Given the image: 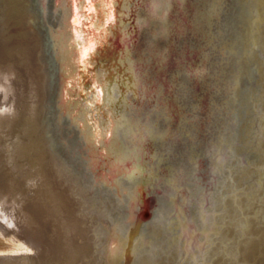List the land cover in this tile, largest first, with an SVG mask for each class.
Listing matches in <instances>:
<instances>
[{"label": "bare ground", "instance_id": "6f19581e", "mask_svg": "<svg viewBox=\"0 0 264 264\" xmlns=\"http://www.w3.org/2000/svg\"><path fill=\"white\" fill-rule=\"evenodd\" d=\"M224 1L96 0L89 3L90 7L88 3L85 5L87 11L95 12L92 24L90 19L86 22L81 20L76 0L53 1L59 23L65 28L58 27L56 30L58 34L66 33V49L72 67L71 71L67 70L70 71L67 86L71 84L83 112L85 115L89 113L92 142L97 144V152H101V179L98 181L96 178L95 181L101 182L107 193L117 194L116 207L125 209L123 219L132 223L131 229H128L132 239L139 233L137 231L134 235L131 231L135 224L141 226L139 231L147 222L156 224L157 229H167L175 238L173 244H177L174 248L179 258L177 263L191 260L195 264H209L210 260L218 258L227 261L224 258L227 250L233 252L240 245L236 236L233 240L221 237L222 241L216 243L222 229L216 215L227 207L228 191L232 190L225 188L227 179L233 178V173L238 171L237 164L249 162L242 156L245 151L237 152L238 147L235 146L239 142L236 137L239 129L237 122L241 120L237 115L241 99L236 91L239 87L245 91L249 89L245 80V60H253L251 50L254 49L256 25L254 21L252 26L248 25L250 11L245 12L243 36L234 33V37L222 42L224 45L216 67L212 63L206 66L205 60L209 58L206 48L197 49V43L189 40L202 35L201 42L207 44L214 41L211 23L213 18H218ZM46 5L51 6L52 0H47ZM113 6L115 10H112ZM247 9L248 5L245 11ZM108 14H114L115 21L107 26ZM84 22L85 26L90 23L91 32L90 36L83 37L82 53L93 50L86 62L92 65V79L87 82L84 75L86 69L81 71L78 62V48L82 40L74 33L75 26ZM95 32L97 34L93 35ZM182 35H187L189 39L179 46ZM219 35L221 32L217 31L216 36ZM98 36L104 39L96 46L94 39ZM115 42L119 43L118 48ZM185 53L188 55L183 60ZM226 53L234 59L223 73L221 65L225 62ZM67 64L69 66L68 60ZM199 65L211 70L209 73L215 93L219 94L215 89L223 91V99L216 101L214 97L213 106L204 114L197 108L198 105L185 109L178 97L176 73L181 69L190 76L198 75L199 86L207 83L206 73L199 72ZM60 90L62 95L67 92L66 87ZM193 109L194 112L190 113ZM196 109L200 111L199 134L197 139L190 136L189 140L182 133L187 131V118L190 124L196 123ZM183 139H187L188 143L181 150L179 147L174 149L175 144ZM235 157L236 160H233ZM242 169H245V175L250 173L251 177L244 175L242 179L238 178L240 184L244 181L249 183L248 186L254 184L248 181L255 180L259 170H250L249 165ZM199 172L204 174L205 185L196 178ZM253 193L243 192L241 195L250 200ZM229 208V216L233 218L240 213H235L237 208L233 204ZM258 211L255 209L253 213ZM248 220L249 215H246L238 218L236 223L244 230ZM161 225L166 226L162 228ZM252 225H255L254 219ZM230 231L236 232L234 228ZM0 234L11 238L13 247L8 250L10 252L27 256L34 249L22 238L4 231ZM4 258H11V254L0 252V260Z\"/></svg>", "mask_w": 264, "mask_h": 264}, {"label": "rangeland", "instance_id": "374dc122", "mask_svg": "<svg viewBox=\"0 0 264 264\" xmlns=\"http://www.w3.org/2000/svg\"><path fill=\"white\" fill-rule=\"evenodd\" d=\"M12 1L0 0V68L14 69L10 79L0 77V231L22 238L34 249L27 256L10 252L11 238L0 234V252L11 254L0 264H195L191 260L177 263V244L163 228L166 225L157 229L147 222L139 231L141 226L135 224L131 231L139 233L134 239L129 236L132 223L124 221L125 209L116 207L117 194L107 193L98 183L101 152L92 142L90 115L83 112L71 84L67 86L72 67L66 33L56 30L64 26L59 23L54 0L49 7L47 0ZM228 5L226 24L217 26L221 40L234 33L243 36L245 12L250 11L248 25L252 21L256 25L253 60H245L249 89L236 91L241 99L237 109L241 120L235 146L237 152L248 149L249 162L237 164L238 171L227 179L225 188L232 189L229 199L235 201L227 199V207L216 215L222 223L216 243L221 237L233 240L236 236L240 245L233 252L227 250V261L218 258L209 264H264V0H232ZM62 87L67 89L63 95ZM217 91L214 97L223 93ZM52 103L57 105L55 110ZM52 121L57 126L65 122L67 130L72 127L78 145L54 140ZM245 165L259 170L255 180L249 179L254 183L250 186L238 181L245 175ZM253 191L250 200L241 195ZM232 204L235 213L240 212L235 218L229 216ZM246 215L248 225L242 230L236 222ZM233 228L235 233L230 231Z\"/></svg>", "mask_w": 264, "mask_h": 264}, {"label": "water", "instance_id": "95a60500", "mask_svg": "<svg viewBox=\"0 0 264 264\" xmlns=\"http://www.w3.org/2000/svg\"><path fill=\"white\" fill-rule=\"evenodd\" d=\"M95 1L96 0H76V4L78 5L79 11L81 13V20H84L86 22V21H89V19H90L91 24L94 22V18L93 17L95 15V12L93 10L87 11L86 9H88V8H86L85 5L88 3V6H89L90 2L94 3ZM112 1H115V0H112ZM231 1L232 0H225L224 3H223V6H222V8H221V10L219 12L218 18H216L215 20L213 18V20H212V23H211V29H212V33H213L212 40H214V41L205 44V42H201L202 39H203V38H201V37H203L202 35H199L197 39H195V38L194 39H189L187 35L186 36L182 35L181 39L179 38V41H180L179 42V46L181 44H184V42H187V40L189 39V40L195 41V44L197 43L196 44L197 49H199L198 47H203V48L205 47L206 48V53H208V55H209V58H207V60H205L206 61L205 62L206 66L209 65V63H212V65L214 64V67H216V64L218 65V63H217V61L219 59L218 56L220 55V51L222 49V45L220 46V44H221V42H223V40H221V35H219V37L216 36V32L219 31L217 26L218 25H221V26L225 25L224 21L228 17V11H229L227 6H229L228 4ZM115 9H116L115 6H113L112 10H115ZM113 15L114 14H110V15L108 14V18H107V21L105 23L107 26L109 24L113 23V21H115V15L114 16ZM85 22L84 23H80L77 26H75L76 29H74V33L76 34V37L79 40H82V44H80V46L78 48V62H79V67H80L81 71L86 69L85 70L86 72H85L84 75H85L86 82H87V81H90L92 79V76H91V73H90V70L92 69V65L89 64V63H86V62H87V59L90 58L93 50L90 49V50L86 51V53H84V54L82 53V50H83L82 48L84 46V43H83L84 42V38L83 37L88 36V35L90 36V32H91L90 31L91 30L90 23H88L87 26H85ZM84 28H86V30L89 33ZM76 30L77 31L79 30V31L76 32ZM95 34H97V32H95L93 35H95ZM103 39H104V37L98 36L96 39H94L95 40L94 45L95 44H96V46L100 45L102 43ZM107 40L111 41V38H108ZM214 42H215V44H214ZM115 45H116L117 48L119 47V43L115 42ZM171 50L172 49H170L169 52ZM214 53H216V54H214ZM187 55H188L187 53H185V55H183V60H184V58H187ZM193 55H195V53ZM233 57L234 56H232L231 54H229V55L227 54L224 64L222 63V65H221L223 73H224L225 69H227V66H228V69H229V65H231V62L234 59ZM198 67L201 68V69H199V72H201L203 74L206 73L205 75H206V82L207 83L206 84H202V85L199 86L200 83H198V81H197V76L198 75L190 76L185 70L181 69L178 73H176V76L178 77V83H179L178 84L179 85L178 86V97H180L179 101H181V104L183 105V107L185 109L186 108L188 109L189 107H192V105L193 106L198 105L197 108L199 110H202L203 114H204L205 110H208L209 107L211 109V107L213 106L212 102L214 103V84H212V80L213 79L210 78V74L211 73H209V72L211 70L207 69L208 67L207 68H205V67L203 68L202 65H199ZM219 80H220V77H219ZM215 99H216V101H218L219 99L221 101L223 99V93H221L218 96H215ZM52 101H53V99H52ZM98 102H99V100L96 97V103H98ZM52 106H53L54 110L57 108V105L54 104V103H52ZM198 109H196V111H195L196 123L194 121V122H192L190 124L191 121L187 118V121H186V123H187L186 124L187 125L186 126L187 127L186 130L187 131L186 132L182 131L183 132L182 134L185 136V138L189 139V138H191L190 136H192V137H195L197 139V134H199L198 130H197V127H200V125H199L200 124L199 123L200 122V119H199L200 111H197ZM211 111L213 112L214 109L211 110ZM189 112L193 113L194 109H193V111H189ZM202 117H203V120H204V115H202ZM58 123H59V121H58ZM60 123L57 126L56 124H54V121H52V138L54 140H56V141H59L60 143H64V144L68 143V144H72V145H78L77 144L78 143V141H77L78 140V135L74 131H71L72 127H68L70 129L67 130L65 122H60ZM55 127H56V130L58 131V132L56 131V133L54 132ZM234 130H236V129H234ZM239 131H240V129L237 130L236 133L239 134ZM66 135H68V139L67 140L64 139V136H66ZM185 143H188L187 139L181 140V142H179V144H175L176 146L174 147V149H177L179 147L180 150H181V148H183L184 145H186ZM66 148H68V146ZM248 153H249L248 151L247 152L245 151V152L242 153V156L247 158L248 157ZM199 174H196V178L198 179V181L200 183L205 185L206 182L203 180L204 174L200 173V172H199ZM144 216L146 218V214H144Z\"/></svg>", "mask_w": 264, "mask_h": 264}, {"label": "clouds", "instance_id": "9594fccd", "mask_svg": "<svg viewBox=\"0 0 264 264\" xmlns=\"http://www.w3.org/2000/svg\"><path fill=\"white\" fill-rule=\"evenodd\" d=\"M13 76H14V69H12L11 67L0 68V77H3L5 79H10Z\"/></svg>", "mask_w": 264, "mask_h": 264}, {"label": "snow or ice", "instance_id": "6c2138e0", "mask_svg": "<svg viewBox=\"0 0 264 264\" xmlns=\"http://www.w3.org/2000/svg\"><path fill=\"white\" fill-rule=\"evenodd\" d=\"M73 20H74V22H76V18L75 17L73 18Z\"/></svg>", "mask_w": 264, "mask_h": 264}]
</instances>
